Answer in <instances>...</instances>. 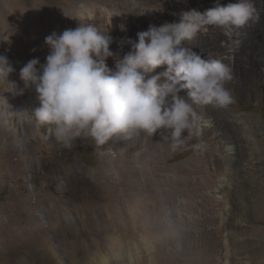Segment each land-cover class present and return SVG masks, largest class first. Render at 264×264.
I'll return each mask as SVG.
<instances>
[{"label": "rangeland", "instance_id": "374dc122", "mask_svg": "<svg viewBox=\"0 0 264 264\" xmlns=\"http://www.w3.org/2000/svg\"><path fill=\"white\" fill-rule=\"evenodd\" d=\"M67 1L82 5L90 0H0V55L8 58L14 70L24 64L13 61L11 48L1 44L6 34L16 30V36L21 37L19 55L26 52L31 59L38 58L34 41L46 36L38 33L37 27L30 33L22 21L35 13L47 21L60 22L54 7ZM186 1L194 3L198 7L194 9L200 12L215 2ZM94 2L98 10L92 15L97 23L94 18L82 16L81 24L91 23L102 34L110 35V50L120 57L132 50L135 41L116 43L112 32L117 27L129 28L132 39H137L138 32L134 31L137 24L146 31L150 24L179 22L181 14L176 0ZM128 6L132 13L126 10ZM138 7L143 15L154 10V21L138 20L135 15ZM9 19L14 20L10 25ZM53 31L61 33L50 23L47 36ZM212 40L207 45L199 42V48L192 50L198 51L202 58L205 53L211 57L220 43L216 38ZM258 43L257 38L249 39L244 54L236 58L235 65L241 71L237 69L233 79L225 82L234 100L231 108L218 114L212 112L210 116L216 127L223 124L225 131L216 135L217 130L207 131L199 121L200 130L194 129L191 135L183 132L185 142L176 151L170 149V140L163 139V130L152 137L132 133L128 140L113 139L102 147L86 135L74 140L70 147L50 134L35 139L33 131L38 126L25 129L24 120L15 113L23 104L13 95L14 86L10 83V89L0 93L4 106L1 112L6 121L5 124L0 119V264H264V242L259 234L264 229V212L256 211L260 202L257 180L259 176L264 180V153L258 155L250 145L253 161L241 160L232 126L237 113H253L264 129V79L253 81L246 91L250 97L239 89L246 77L242 68L249 67L250 53ZM44 49L41 52L47 54L49 49ZM38 59L42 64L44 60ZM106 63L114 68L115 60L110 57ZM160 70L165 71V67H158L152 74ZM0 79L16 84L11 74L8 80ZM17 80L22 87L23 82ZM161 82L169 81L165 78ZM26 103L28 107L36 106V93L34 100ZM196 112L209 116L205 105H196ZM10 128L13 131L9 136ZM231 136L236 150L233 156L227 150ZM26 137L35 140L28 142ZM113 151L115 156L111 154ZM137 152L139 156L135 155ZM126 161L136 164L142 183L150 182L149 195L125 197V205L118 201L114 205L110 199L117 198V194H110L109 189L96 184L88 187L68 184L76 173H84L94 183L106 179L109 169L117 176L116 167L118 171V165ZM254 166H259V173L252 175L249 172ZM146 204L152 207L153 216L136 218L137 208ZM241 207L245 213L239 219L236 210ZM144 220L145 225L141 226Z\"/></svg>", "mask_w": 264, "mask_h": 264}, {"label": "clouds", "instance_id": "9594fccd", "mask_svg": "<svg viewBox=\"0 0 264 264\" xmlns=\"http://www.w3.org/2000/svg\"><path fill=\"white\" fill-rule=\"evenodd\" d=\"M254 11L251 0L227 4L215 0L204 12L183 11L179 22L150 24L138 32L132 50L122 57L110 50V35L91 23L78 24L45 37L49 49L45 62L33 58L20 69L23 88L8 80L14 68L4 55H0V78L14 86L16 96L34 88L36 106L20 107L15 113L46 128L66 147L82 135L102 147L114 138L128 140L132 133L152 137L163 130V139L170 140V149L176 151L185 142L182 133L191 135L198 129L201 118L194 105L226 108L234 103L225 87L233 79L231 68L210 56L202 58L183 42L207 26L243 27ZM110 57L114 68L106 63ZM160 66L165 71L152 74ZM162 77L169 82L162 83ZM111 154L115 156L114 151Z\"/></svg>", "mask_w": 264, "mask_h": 264}, {"label": "bare ground", "instance_id": "6f19581e", "mask_svg": "<svg viewBox=\"0 0 264 264\" xmlns=\"http://www.w3.org/2000/svg\"><path fill=\"white\" fill-rule=\"evenodd\" d=\"M176 1L178 5L177 11H179L180 13L183 11L194 9V8L198 9V7L194 3H189L186 0H176ZM251 3L255 11H254L252 18L248 21V23L245 26L239 27V28L237 27L219 28L216 26H207L206 29L200 31L199 33L200 38H198V36L195 35V37L192 40L183 42L185 47L192 49L194 47L199 48V45H198L199 42H204L206 43V45L208 42L212 44V41H213L212 39L216 38L217 40H219L220 43L217 42L218 49H216V51L214 52V54H212L211 57L214 59H218L222 61L223 63L227 64L231 68L232 75H233L237 69L241 71V68L238 67L239 65L237 67L235 65L238 54H244L245 44L249 41V39L257 38V40H259V43L255 44L254 51L250 53V58L248 61L249 63H247L250 65L248 68H244V69L242 68V70H244V72L242 73H244L245 74L244 77L245 76L246 77L244 81L242 80L243 83H241L240 85L241 87H239V89L241 93H245V94H247L246 91H248V88L253 84V81H255L257 78L264 79V0H251ZM54 8H56L57 10L58 19L60 22L56 20L47 21L46 18H43L41 15L35 14V13L28 15L22 22L30 30V33L32 32L33 27H37L39 31L38 33L43 34V36H47L50 23L55 24L57 26V29L63 32L66 29H74L78 26V24H81L82 16H85L86 18H89V19L90 18L93 19L94 16L92 15V13L94 14L97 12L98 4L97 2H94V0L87 1L86 3L84 2L82 5H79V2L67 1V2H63L61 5H58ZM77 8H80L82 10L79 12H76L75 9ZM126 10L132 13V10L129 6L126 8ZM135 15L138 20L140 21L143 20L144 23H149L150 21L151 22L154 21V10H147L143 15V10L140 7H138L137 10L135 11ZM60 19L62 20V22ZM94 20L96 21L97 18H94ZM13 21L14 20L9 19L8 24L10 25V23H12ZM63 22H66L67 25H64ZM100 23L101 25H103L102 21ZM109 29L111 31L113 30L112 27L108 28V30ZM128 29H125L122 31L120 28L117 27L116 30L112 32L113 38L116 43L119 42L121 44L123 41H126V40L129 41V43H132L134 41L136 42L137 39L135 38H133L134 40L132 39V36H131L132 30H128ZM136 30L137 32L142 31L140 25L137 24L134 31ZM16 34H17L16 30L12 29L11 31H9V33L6 34V37L4 41H2L1 44L3 46L4 44H6L8 48H11L12 53H13V57L11 58L13 59V61L17 63L19 60V61H22L23 64L25 65L31 59V56L27 55L26 52L24 55H19L18 47H19V43L21 42V37L18 38ZM44 41H45V37H42L41 39H36L34 41V46L36 47L35 54L38 58H40L41 60H44L43 63L45 62V57L48 54V52L47 54H43L41 52L42 49L47 48ZM215 48L216 47H214V49ZM194 52L198 53V51H194ZM209 56H210L209 54L205 53V57H209ZM21 68L22 66L14 70L11 73L12 79L16 81L17 88L24 87L23 83L21 87L17 80L18 78L20 79L19 72ZM162 72L164 71H161V70L159 71V73H162ZM165 78L167 77H162V79H165ZM5 89H8V90L10 89V82L6 81L5 79H0V93L5 92ZM34 93H35L34 88L29 87L25 89L23 95L18 96L20 100L22 101V104H23L22 107H28L26 101L34 100ZM180 94L184 95V92H181ZM246 97H250V94H247ZM205 106L208 110L209 116L207 118L205 113L200 114L199 117L201 118L200 122L202 124V127H204L207 131L215 130L216 132L217 130L218 133L216 135H219L220 134L219 132L221 130L223 132L225 131L224 129H222L224 128V125L220 124L219 127H216V121H214L213 118H210V116L212 115V112H214L215 114H218V112L222 111L223 109H226V110L230 109L231 105L227 106L226 108L215 107L212 105H205ZM2 107H4L3 103H0V115H1L0 119L2 123H5L6 121L4 118V114L1 112ZM194 108L196 110V105H194ZM14 109L15 107L13 108V110ZM236 115L237 116H235L232 119V120H235V121H232V126L235 129L234 133L236 134L237 144L240 149L239 158L243 161H249V160L253 161L254 153L251 150L250 145L253 146L252 149L259 152L258 155L264 153L262 151V149L264 148V129L260 126V123H258V119L253 113L252 114H248V113L238 114L237 113ZM236 121H238L240 124H237ZM24 123H25V129L27 131H29L30 127L34 126L33 123H29L25 120H24ZM41 129L44 130V133L41 132ZM198 129L200 130L199 126H198ZM12 131L13 130L10 128L9 136H10V132ZM226 132H228V129ZM47 134L49 133L47 132L46 128H42L40 126H38L33 131V137L35 139H37L39 136L40 137L46 136ZM257 136H261L263 137V139L261 140L257 138ZM34 138L28 139V137H26V140L30 142L31 140H35ZM114 139H116L118 142H122V140H124V139H118V138H114ZM233 143H234V138L232 137V142L229 143V146L227 148L228 152L232 153V156L234 155L236 151L234 150V145H232ZM112 144L113 143H109V145H112ZM134 147L136 148V146ZM240 162L242 163V161ZM118 167H119L118 171H117L118 168L116 167L117 176H113L112 169L106 170L107 177L101 182L98 181L94 183L91 181V178L85 175L84 173H76L73 175L74 176L73 179H69L68 184L72 183L75 186L84 185L86 187L93 186V184H96L100 187L109 189L108 192L110 194H114V193L117 194V198L110 199L111 203L114 205L116 201H118V203L121 202V204L125 205L126 204L125 197H131V196L143 197V195L150 194V191H151L150 182L148 180L145 181V184L141 182L142 174L139 171V169L136 168V164L134 162L126 161L118 165ZM249 173H251L252 175H255V173L256 174L259 173V166L252 167ZM257 184L258 186L256 188H257V191L260 193V202L258 206L256 207V211H258L259 213H262L264 212V180L261 179L260 176L257 180ZM238 192H242V190H238ZM244 192L245 191H243V193ZM244 213H245L244 207H241L238 210H236L237 218L241 219V217H244ZM144 215H146L148 218H151L153 216V209L152 207L150 208V205L148 204L144 205L142 209L137 208L136 218L138 219H140L141 217L143 218ZM143 225H145V220L143 221L141 226ZM259 234H260V240L264 242V229L260 230Z\"/></svg>", "mask_w": 264, "mask_h": 264}]
</instances>
